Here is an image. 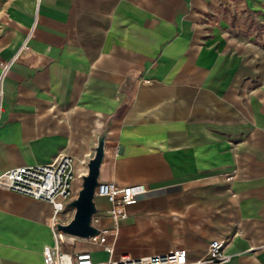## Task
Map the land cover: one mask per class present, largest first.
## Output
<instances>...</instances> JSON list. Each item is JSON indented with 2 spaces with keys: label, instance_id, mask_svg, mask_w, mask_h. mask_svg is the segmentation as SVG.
Wrapping results in <instances>:
<instances>
[{
  "label": "crops",
  "instance_id": "obj_1",
  "mask_svg": "<svg viewBox=\"0 0 264 264\" xmlns=\"http://www.w3.org/2000/svg\"><path fill=\"white\" fill-rule=\"evenodd\" d=\"M31 25L1 81L0 172L65 154L80 176L104 130L98 180L144 191L115 222L94 196L116 228L101 259L215 264L197 261L221 236L218 264H264V0H0V59ZM61 237L47 201L0 189V264L53 243L96 257Z\"/></svg>",
  "mask_w": 264,
  "mask_h": 264
},
{
  "label": "built area",
  "instance_id": "obj_2",
  "mask_svg": "<svg viewBox=\"0 0 264 264\" xmlns=\"http://www.w3.org/2000/svg\"><path fill=\"white\" fill-rule=\"evenodd\" d=\"M234 30L241 29L238 26L231 27ZM32 25L19 43L16 51L8 58L0 59V94L1 81L12 62L16 61L21 53L28 49V38ZM1 113V103H0ZM73 159L69 155L55 156L49 163L37 165H20L7 168L0 172V189L18 192L34 199L47 201L51 206L52 227L55 222L64 220L67 209L65 204L75 196L80 176L72 166ZM144 191L142 186H121L114 182L100 181L94 188L93 195L101 196L108 202L104 215L112 221L126 217V207L134 204L138 196ZM99 214L91 215V225L98 229V233L86 239L91 245L101 247L111 254V241L107 242V236H114L116 228L105 229L98 226ZM62 223V222H61ZM54 229V227H53ZM55 240L62 242L63 234L54 229ZM225 238L221 236L210 239L206 245L204 255L197 261L218 264L226 259L223 253ZM39 264H187L184 248H175L166 252L131 256L121 253L117 257L106 259H94L87 250H75L69 243L64 247L57 244L44 245L41 249V261Z\"/></svg>",
  "mask_w": 264,
  "mask_h": 264
},
{
  "label": "water",
  "instance_id": "obj_3",
  "mask_svg": "<svg viewBox=\"0 0 264 264\" xmlns=\"http://www.w3.org/2000/svg\"><path fill=\"white\" fill-rule=\"evenodd\" d=\"M104 136V130L97 135L93 154L85 164V173L80 175L75 196L65 204L66 208L72 209L71 217L66 222L58 221L53 224L54 229L61 234L86 239L98 233V229L91 225V215L97 212L93 191L100 182L98 173L103 155Z\"/></svg>",
  "mask_w": 264,
  "mask_h": 264
},
{
  "label": "rangeland",
  "instance_id": "obj_4",
  "mask_svg": "<svg viewBox=\"0 0 264 264\" xmlns=\"http://www.w3.org/2000/svg\"><path fill=\"white\" fill-rule=\"evenodd\" d=\"M72 214V209H67L65 212V216H64V220H68L71 217ZM73 240H75L76 242H80L82 244H90L88 241L79 239V238H73ZM65 246V245H64ZM96 250V257H94V259H101L104 258L106 256L105 252L102 251L101 247H95Z\"/></svg>",
  "mask_w": 264,
  "mask_h": 264
},
{
  "label": "bare ground",
  "instance_id": "obj_5",
  "mask_svg": "<svg viewBox=\"0 0 264 264\" xmlns=\"http://www.w3.org/2000/svg\"><path fill=\"white\" fill-rule=\"evenodd\" d=\"M85 172V171H84ZM92 256V255H91ZM93 258V257H92Z\"/></svg>",
  "mask_w": 264,
  "mask_h": 264
}]
</instances>
